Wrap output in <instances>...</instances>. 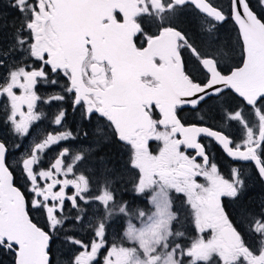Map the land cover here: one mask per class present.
Wrapping results in <instances>:
<instances>
[{
  "label": "snow or ice",
  "instance_id": "6c2138e0",
  "mask_svg": "<svg viewBox=\"0 0 264 264\" xmlns=\"http://www.w3.org/2000/svg\"><path fill=\"white\" fill-rule=\"evenodd\" d=\"M187 4L220 24L232 18L242 42V66L229 67L231 53L219 42L215 24H205L200 29L205 35L196 38L181 27L179 17ZM8 6L19 13L11 21L0 14V30L12 29L9 47L0 51V67L7 70L0 96L7 97L10 107L4 121L9 132L23 140L33 124L46 116L37 110L39 102L63 103L70 96L72 109H79L84 120L93 116L106 120L119 141L130 145V164L138 170L134 191L151 190L154 211L129 212L124 204L117 205L113 184L120 179L118 175L105 176L99 194L90 195L88 178L75 175L74 164L65 165L67 148L47 170H37L42 160L39 153L76 138L70 130L48 133L15 162L9 160L13 151L7 139L0 138V255H11L12 264H52L56 231L68 220L73 223L64 230L79 231L76 225L85 224L87 217L85 227L92 236L88 242L75 236L65 238L62 245L79 249L65 264H95L106 248L102 264H184V256L190 258L189 264H208L213 256L222 264H264V201L259 212L253 213L244 202L247 185L242 170L234 167L230 178L222 176L198 139L207 136L230 158L254 161L258 181L264 184V0H258L259 14L251 0H230L228 15L210 0H9ZM140 16L148 17L147 23L155 25L158 34H146L137 23ZM138 34L145 36L146 46H137ZM184 52L190 54V61ZM10 55L21 59L8 63ZM60 76L66 79L65 85H59ZM40 82L60 86L62 92L41 97L35 90ZM210 102H215L212 106L225 120L246 129L242 144L225 131L205 126L203 118L199 124L186 125L177 115L183 106L195 110ZM153 108L162 116L158 121L152 118ZM246 109L259 121L258 136L248 126ZM66 116L67 109L60 108L51 122L63 127ZM158 125L164 130H158ZM152 139L162 142L158 154L149 151ZM21 146L15 144L13 149ZM182 146L195 155H187ZM83 158L76 154L73 160ZM17 172L24 181L21 187L14 183ZM69 174L75 178H67ZM197 177L206 183H198ZM69 187L71 195L66 192ZM172 191L186 196L195 228L199 233L211 230L210 238L200 236L187 249L177 242L184 233L173 229L180 214L174 210ZM26 192L33 197L32 208L46 214L50 231L30 218ZM224 198L230 201L228 205ZM66 201L71 204L67 214ZM82 205H93L92 215ZM233 205L236 216L230 218L226 208ZM117 213L127 217V226L121 241L108 247V227ZM133 220H139L140 226ZM249 232L257 238L258 249L255 241L249 242Z\"/></svg>",
  "mask_w": 264,
  "mask_h": 264
},
{
  "label": "flooded vegetation",
  "instance_id": "af4514ba",
  "mask_svg": "<svg viewBox=\"0 0 264 264\" xmlns=\"http://www.w3.org/2000/svg\"><path fill=\"white\" fill-rule=\"evenodd\" d=\"M8 5H9V0H0V14L6 15L8 20L11 21L17 18L19 16V13H16ZM116 15H117V19L122 22L123 21L122 14L117 12ZM137 23H139V21H137ZM216 31L219 32L220 30L216 29ZM11 32L12 29L10 27L3 28L2 30H0V51L6 50L9 47L11 42ZM153 34H158V30ZM217 34L219 36V33ZM148 35H152V34H148ZM138 36L140 35L138 34L137 37ZM136 38L135 40L137 46H146L145 36H141L139 42H137ZM221 39L222 38L219 37L220 43L223 42L221 41ZM241 46H242V42H241ZM182 55L188 61L192 59L190 54L187 52L182 53ZM234 56L235 54L231 55V58H233ZM20 59L21 57L19 55H10L8 58V63H11L13 60L19 61ZM28 63H32V61L29 60ZM242 63H243V57L239 63L232 64L229 67L230 68L239 67L241 66ZM189 66L192 67L191 64H189ZM6 76H7L6 68L0 67V83L4 82V78ZM66 83H67L66 79L63 76H60L59 85H65ZM35 90L38 95L45 98L48 97L49 95L62 92V88L60 86L45 85L43 82L38 83ZM14 91H16L18 95L20 94L19 89H14ZM71 99L72 98L69 96L66 98V100L63 103L52 102L50 104H45L42 101L39 102L37 106V110L42 111L43 113L46 114V116L41 121L34 123L32 128L30 129L29 136L21 140L19 137L12 135L9 132V126L4 123L7 114L10 111V107L8 104L7 97L0 96V138H6L10 150L13 151V155L9 157V160L15 162L16 159L20 158L21 153H24L25 150L29 149L34 143L42 142L45 136L50 132L58 133L64 131L65 129L70 130L73 132L76 138L69 139L66 141H61L56 145L49 147L44 152L39 153V155L42 157V160L41 163L37 166V170H47L50 164L54 163V160L59 155V152L62 151L64 148H67L69 149V154L66 157H64L65 165H67L68 163L74 164L75 175L83 174L85 175L86 178H88L90 183V188L92 189L90 195L95 196L99 194L98 189L102 185L103 180L100 179L105 178V176H102L103 171L100 164L101 163L100 158H103L106 160V164L109 168L117 169L115 171H112V177L117 175L120 177V179L113 184V188L115 189V199L116 198L119 200L122 199L124 201V205L128 207L129 210L138 208V210L145 212V203L149 198V196L147 195V190L143 194H138L134 191V182L138 180V170L132 168L130 164V158L132 154L130 145H128L126 142L119 141V139L111 131L106 120L100 119L97 116H93L90 121L84 120L81 116V111L79 109L75 111L72 109ZM214 103L215 102H210L209 105L206 106L208 107V109H210L211 113L213 112L214 114L213 116L216 117L217 120L220 122H216L215 119L211 116V120L208 118L209 122H203L204 125L211 127L214 130L225 131L235 143L242 144L244 140L243 139L244 134L246 135V129L235 121L229 122L225 120L224 117L221 115V113L212 106ZM60 108L67 109V116L63 121V127L55 126L51 122L54 114ZM195 110H193L191 106H183L182 110L178 109L177 115L181 119V122L185 123L186 125L199 124V121L194 119V117L192 118L193 116L192 113ZM151 114L154 120L158 121L162 118L159 111L155 108L152 109ZM244 115L249 122L248 126L253 128L254 134L255 135L259 134V130H257V126H258L257 124L259 123V121L256 117L252 115L251 110L246 109ZM157 127L158 130L160 131L164 130L163 126L161 125H158ZM97 128H100L102 130L100 131V133L103 134L104 138L109 137V139L107 141H104V143H102L101 146L98 147V149L95 150L91 155V158L95 159L94 164L91 167L89 166L90 164L87 162L88 154L87 152H84L85 149L83 146L86 145L88 141H91L94 137L99 136L95 132ZM84 133H87V136H85ZM176 138L180 139L181 137L179 136V134H177ZM198 139L202 144L206 145V150L210 156V161L217 164L218 171L222 176H224L225 178H230L231 169L234 167L242 170V173L246 178V185H247L246 191L243 193L244 202L249 206V209H251L253 213H255V211L256 212L259 211L261 207V201H264V184H261L258 181V172L255 166V162L254 161L245 162L230 158L222 150V147L220 145H218L213 139L207 136L202 135ZM15 144L22 145L18 151L13 149V145ZM148 147L150 152H152L153 154H158L160 148L162 147V142L152 139L149 141ZM181 150L184 151L189 156L195 155L194 151L190 149H186L184 146L181 147ZM76 154H82L84 158L79 162H75L73 161V155L75 156ZM262 156H264V153H262ZM197 162L203 163V161L200 160L199 158ZM75 175L69 174L67 178L74 179ZM58 178L62 179L64 177L61 176ZM196 179L198 183L201 184L206 183L203 177H197ZM40 183L43 185L44 182L40 181ZM70 189L71 187H69L66 190V192H68V190ZM254 197L257 199V201L260 202L259 204L260 207L256 208V206L255 207L253 206L255 209H252L251 200ZM223 202L226 205L230 203V201H228L226 198H224ZM82 206L88 209V215H92L93 207H94L93 205H82ZM95 207H99V205H96ZM226 211H228L227 208ZM235 216H236L235 214L230 213V218ZM124 229H125V225L119 226L117 231L123 233ZM112 232L114 231L109 225L107 234L109 235L113 234ZM211 235L212 233L210 230L204 234L206 238L211 237ZM112 243L113 241H111V243H108V247H110ZM78 251L79 249L76 250L74 253ZM50 259H51V254H50Z\"/></svg>",
  "mask_w": 264,
  "mask_h": 264
},
{
  "label": "trees",
  "instance_id": "16d2710c",
  "mask_svg": "<svg viewBox=\"0 0 264 264\" xmlns=\"http://www.w3.org/2000/svg\"><path fill=\"white\" fill-rule=\"evenodd\" d=\"M215 6H217L218 8L223 9V11L225 12V14L228 15L230 8H229V4H230V0H226V4H220L216 1L210 0ZM252 5L254 6V8L258 11L259 14V8H258V0H251ZM182 15L179 17V23L181 24V27L188 29L190 34H193V37L196 38L197 35L199 36H204V33L200 32V29L203 27L202 26V21L205 24H215V32L219 33L221 30H223V25H230L232 27V32L237 34L238 38H239V31L238 28L236 26V24L234 23V21L231 19V17L229 16L228 20L223 23H217L213 20V18L207 17L206 15H204L202 12L198 11L196 7H194L192 4H187L183 9H182ZM137 21H139V23L141 24V27L144 29V32L146 34H153L154 32H156L158 29L155 27V25L153 24H149L147 23L148 21V17L146 16H140L137 17ZM218 27V28H217ZM220 30L219 32L216 31ZM143 35L138 36L137 42L140 41V38ZM239 48H240V58L238 59V56L236 57L238 60L236 63H239L242 60V46H241V40L239 38ZM232 60V58L230 59ZM230 99V97H229ZM205 107V108H204ZM208 107L206 105H202L200 108L196 109L193 113H192V118L194 117V119H196L197 121L200 122L201 118H203V122H209L208 120H211V116L215 119L216 122H220L217 120L216 117L213 116V114H211L210 109H208ZM209 118V119H208ZM14 183L21 187L22 184H24V181L19 177V173H14ZM22 191H25V188H21ZM55 190H59L58 188ZM73 193V189L71 188L70 190H68L67 194L71 195ZM171 195V199L173 201V205H174V210L178 211L180 214V220L173 225V229L174 230H179V231H184V236L177 242H179L184 248L189 247V245L191 244V242L193 240H195L198 236L197 232L195 231V229H192V225H193V216H192V210L190 205L187 203V198L184 194H177L174 191H172L170 193ZM32 195L28 194L26 192L25 195V199H26V208L29 212L30 218L39 226L41 227L43 230L45 231H50L49 227H48V220L46 217V214H41L40 212L35 211L32 208L31 205V200H32ZM115 202L117 205L120 204H124V201L122 199H115ZM51 203V202H50ZM139 205V204H138ZM71 208V204L69 202H65L64 205V212L67 214L69 209ZM129 211V208L126 207ZM150 208V204L148 203V201H146L145 203V209L146 212L148 211V209ZM229 214L233 213L236 215V212L233 210L234 209V205L232 207H227ZM133 210V209H131ZM251 210V209H250ZM259 212V211H257ZM255 211V213H257ZM71 215L75 216L76 212L75 210L71 211ZM122 214H116L113 219H118L117 221V227L119 226H123L125 224V221L127 220V217H125L124 215L120 216ZM121 217V218H120ZM258 218V217H257ZM87 217H85V224ZM133 221H137L138 220H133ZM73 223L72 220H68L65 222L64 226L62 229L56 231L55 233V239H56V243L55 245H52L53 248V252L55 253V258H52V254H51V260H52V264H57V262L59 261V264H65L66 261H71L73 254L76 250H78L77 248L72 247L71 245H68L67 243H64L62 245V242L65 240V238L67 236H75L76 238H80L82 240H84L85 242H88L89 239L92 236V232L90 230H87L85 227V224H78L76 225V228L79 229V231H65L64 229H67L69 227V225H71ZM191 229V230H190ZM245 229L247 231V221L245 222ZM116 234V238L110 239L109 234H107V241L108 243H111V241H121L122 233H120L119 231H117ZM248 238H249V242L252 243L253 241H255L254 243V247L255 248H259V242L257 240V238L255 237V235L251 232L248 233ZM124 246L128 247V246H132L131 242H124ZM107 252V248L102 250L100 256L97 258V261H95V264H102V260H103V256L106 255ZM257 254L258 251H257ZM189 257L184 256L183 260H184V264H186V260ZM0 264H12V256L11 255H0ZM202 264V263H201ZM208 264H222V262L220 261V259L217 256H213L211 261L208 262Z\"/></svg>",
  "mask_w": 264,
  "mask_h": 264
},
{
  "label": "rangeland",
  "instance_id": "374dc122",
  "mask_svg": "<svg viewBox=\"0 0 264 264\" xmlns=\"http://www.w3.org/2000/svg\"><path fill=\"white\" fill-rule=\"evenodd\" d=\"M213 1H216V2H218V3H220V4H226V0H213ZM225 13V12H224ZM227 15V14H226ZM202 26L204 27V24H202ZM219 37H221L222 39H221V41H223L222 43H224V42H227V43H224L225 44V46L227 47V49L229 50V52L231 53V55H234L235 54V56L232 58V60H230V62H229V66L230 65H232V64H235L236 62H237V60L240 58V48H239V38H238V36H237V34H235V33H233L232 32V27L230 26V25H223V30H221L220 32H219ZM238 56V59L236 58ZM215 108V107H214ZM216 109V108H215ZM211 114H213V112L211 113ZM214 115V114H213ZM230 122V121H229ZM258 126H257V130H259V123L257 124ZM99 136H97V137H94L91 141H88L87 142V144L86 145H84L83 147H84V149H92V151L91 152H87V154H88V160H87V162L90 164L89 166H93V164H94V160L95 159H92L91 158V155L93 154V152L95 151V150H97L98 149V147H100L101 146V144L102 143H104V141H105V138H104V136H103V134H101L100 132H97V130L95 131ZM256 136H258V134L256 135ZM245 138V134H244V137H243V139ZM22 154V153H21ZM21 154H20V157H21ZM73 157H74V155H73ZM101 160V159H100ZM74 161V160H73ZM103 162L104 163H100L101 164V167H102V171L104 170V168L105 167H107V168H109L108 166H107V164H106V160L105 159H103ZM111 169V168H110ZM115 170H117V169H115ZM126 172V171H125ZM113 174H114V172H113ZM127 174V173H126ZM102 176H107V177H112V171L111 172H107V173H105L104 171H103V173H102ZM100 180H104V179H100ZM253 188V187H252ZM131 193H133V192H131ZM147 195L149 196V198L147 199V201H148V203L150 204V197H151V195H152V192H151V190H147ZM171 196V195H170ZM262 202V201H261ZM260 202L259 201H257V199L254 197V198H252V200H251V208L252 209H255L254 207L256 206V208H259L260 207ZM254 206V207H253ZM135 210H138V208H136V209H133V210H129V212H132V211H135ZM151 211H154V208H153V206L150 204V208L148 209V211L146 212V209H145V212H146V214H150L151 213ZM117 215H118V213H117ZM120 216H122V215H120ZM121 218V217H120ZM117 221H118V219H113L112 220V222L110 223V226H111V228H112V230L114 231V232H112L113 234H110L109 235V237H110V239H112V238H116V234L115 233H117V229H118V227L116 226L118 223H117ZM86 222H87V219H86ZM138 223V224H136L138 227L140 226V222H139V220H138V222L137 221H133V223ZM86 225V224H85ZM125 228H126V226H127V220L125 221ZM192 229H195V231L197 232V234H198V236H197V238L198 237H200V236H203V238H205V239H208V238H206L205 236H204V234L205 233H207L209 230H206L204 233H199L198 231H197V229L195 228V225H194V220H193V225H192ZM191 230V229H190ZM211 231V230H210ZM183 233H184V231H183ZM122 236H123V233H122ZM196 238V239H197ZM210 238V237H209ZM191 245V244H190ZM190 245H189V247H190ZM185 249H187V247L185 248ZM187 262H186V264H189V261H190V258H188L187 260H186ZM205 264V262H198V264ZM57 264H59V261L57 262Z\"/></svg>",
  "mask_w": 264,
  "mask_h": 264
},
{
  "label": "water",
  "instance_id": "95a60500",
  "mask_svg": "<svg viewBox=\"0 0 264 264\" xmlns=\"http://www.w3.org/2000/svg\"><path fill=\"white\" fill-rule=\"evenodd\" d=\"M206 15V14H205ZM232 19V18H231ZM236 26H237V28H238V25L236 24ZM239 31V30H238ZM243 64V63H242ZM242 64H241V66H242ZM16 185V184H15ZM17 186V185H16ZM17 187H19V186H17ZM26 200V199H25ZM26 210H27V208H26ZM30 216V215H29ZM34 222V221H33ZM35 223V222H34ZM38 226V225H37ZM39 227V226H38Z\"/></svg>",
  "mask_w": 264,
  "mask_h": 264
}]
</instances>
